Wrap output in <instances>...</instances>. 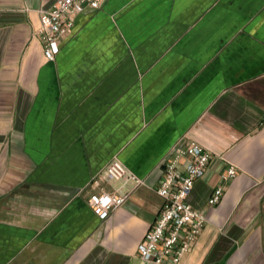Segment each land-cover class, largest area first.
<instances>
[{
    "label": "crops",
    "instance_id": "1",
    "mask_svg": "<svg viewBox=\"0 0 264 264\" xmlns=\"http://www.w3.org/2000/svg\"><path fill=\"white\" fill-rule=\"evenodd\" d=\"M55 1L0 0V264H153L139 245L179 142L211 159L178 264H264V0H101L48 60ZM115 156L145 183L102 221L91 195L130 188L100 177Z\"/></svg>",
    "mask_w": 264,
    "mask_h": 264
},
{
    "label": "built area",
    "instance_id": "2",
    "mask_svg": "<svg viewBox=\"0 0 264 264\" xmlns=\"http://www.w3.org/2000/svg\"><path fill=\"white\" fill-rule=\"evenodd\" d=\"M101 8V0H56L49 8L39 9L41 39L48 60L60 52L63 38L75 24V17ZM210 152L201 144L191 142L174 146L163 166L157 192L164 199L163 207L145 241L140 243V256L148 263L178 264L191 250L207 224V215L192 206L189 197L196 181L207 171ZM237 168L230 166L221 175L222 184L211 193L208 204L217 205L224 195V185L237 176ZM104 180L120 181L129 190L118 193L102 190L90 197V206L102 221L109 220L111 212L123 205L131 192L145 183L143 177L131 170L115 156L100 173ZM97 183L98 181L95 180Z\"/></svg>",
    "mask_w": 264,
    "mask_h": 264
}]
</instances>
